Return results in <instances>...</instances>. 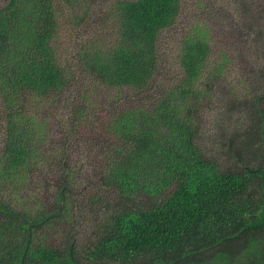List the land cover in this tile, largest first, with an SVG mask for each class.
I'll use <instances>...</instances> for the list:
<instances>
[{
    "label": "trees",
    "instance_id": "obj_1",
    "mask_svg": "<svg viewBox=\"0 0 264 264\" xmlns=\"http://www.w3.org/2000/svg\"><path fill=\"white\" fill-rule=\"evenodd\" d=\"M183 2L116 0L112 40L93 37L80 48L76 66L101 86L155 91L147 104L120 101L106 127L111 152L100 175L117 200L105 204L85 240L57 226L73 221L76 170L66 160L56 165L53 208L22 196L30 172L53 157L41 152L47 134L32 112L79 80L53 46L54 0L0 8V264H264V95L245 104L250 125L230 131L241 103L233 95L216 105L206 27L184 37L178 75L157 92L159 39ZM209 110L220 117L205 131Z\"/></svg>",
    "mask_w": 264,
    "mask_h": 264
},
{
    "label": "rangeland",
    "instance_id": "obj_2",
    "mask_svg": "<svg viewBox=\"0 0 264 264\" xmlns=\"http://www.w3.org/2000/svg\"><path fill=\"white\" fill-rule=\"evenodd\" d=\"M94 1L96 3L82 1L68 4L64 0H54L58 32L53 46L60 62L76 69L79 80L71 83L59 96L49 97V102L35 106L32 113L40 119L45 126L43 132L47 134L41 152L53 157L44 166L30 172L26 180L28 189L22 192L25 199L32 202L39 200L43 206L53 208L59 186L56 165L61 163V159L66 160L76 170L73 215L70 217L73 221L57 226L63 232L79 233L80 240L88 238L92 222L105 204L117 200L116 193L105 187L100 175L101 163L111 152L112 140L106 127H110V120L120 106H125L120 101L130 104L134 100L140 106L148 103L149 95L155 94L152 88L145 92L110 90L80 73L76 61L82 47L93 37L101 38V42H110L116 31L113 15L116 0ZM183 1L176 24L164 31L159 39L158 52L163 70L155 78L157 92L161 94L164 85L170 87L178 75L175 71L177 67L173 68V65L184 37L192 29L206 27L212 49L211 71H216L217 75L213 77L212 84L215 99L218 98L216 105L232 102L234 95L241 103V109L231 115L234 118L230 120L229 130L233 131L236 125L237 129L249 126L245 104L256 95H264V8L261 0ZM9 2L0 0V8ZM79 106H85L87 113L83 110L80 113ZM217 112L209 110L205 115V131L212 130L220 117ZM3 116V109L0 108V123H3ZM70 131H75L77 135L70 139ZM2 146L0 133V150ZM27 192L33 197L28 198ZM17 196L14 195L15 199ZM94 198L100 202L92 205Z\"/></svg>",
    "mask_w": 264,
    "mask_h": 264
}]
</instances>
